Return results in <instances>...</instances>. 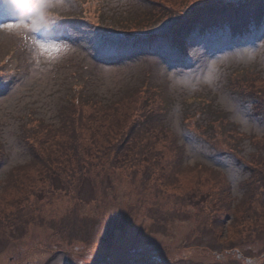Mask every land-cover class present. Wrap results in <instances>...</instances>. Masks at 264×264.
Returning a JSON list of instances; mask_svg holds the SVG:
<instances>
[{"label": "rangeland", "instance_id": "1", "mask_svg": "<svg viewBox=\"0 0 264 264\" xmlns=\"http://www.w3.org/2000/svg\"><path fill=\"white\" fill-rule=\"evenodd\" d=\"M23 1L0 0V25H16L0 26V264H264V217L241 234L230 230L235 206L242 214L250 205L264 214V184L232 156L235 139L223 125L264 134V113L257 115L255 103L231 94L227 84L247 67L264 73V24L239 39L229 36L228 27L195 34L189 55L177 52L166 38L153 47L160 51L120 59L111 45L103 44L98 23L122 33L143 31L157 21L165 24L168 14L185 18L201 2ZM141 85L166 91L167 123L186 149V171L177 174L178 180L167 188L155 170L146 173L133 156L113 163L106 153L85 164L81 181L67 183L78 178H69L68 172L66 183L51 184L42 163L33 158L32 145L25 143L29 119L43 118L57 130L59 111L73 95L125 102L132 91L137 97ZM61 136L58 141L66 143L71 131ZM85 136L95 135L87 130ZM96 140L107 147L103 134ZM242 148L247 156L260 149L248 139ZM73 161L77 174L76 157ZM198 162L225 171L231 181L198 180V193L216 185L210 204L192 193L197 179L191 165ZM10 171L31 186L8 188ZM222 183L229 187L231 208H217ZM217 215L226 224L222 231L215 224ZM192 244L200 245L198 250L188 247Z\"/></svg>", "mask_w": 264, "mask_h": 264}, {"label": "trees", "instance_id": "2", "mask_svg": "<svg viewBox=\"0 0 264 264\" xmlns=\"http://www.w3.org/2000/svg\"><path fill=\"white\" fill-rule=\"evenodd\" d=\"M202 2L207 3L208 5L213 4L209 0H202ZM237 9L241 11L242 9H245V7L241 6L238 7ZM228 11H230L228 7H223L221 9H218V7L216 6L210 9L209 8L202 9L200 10L199 14H203V18H208L214 21L215 20L214 17L218 15L219 12H224V19L226 17L238 19V21L234 22V24L240 29L243 28V25H245L246 22H251L252 20L251 19L252 14H250L249 12H244L242 14L233 16L232 14H228L227 13ZM198 20L199 19L196 15L193 19L189 21L188 24H196ZM155 27L156 26L153 27L151 34L139 37L138 39H134V40L130 39L129 42H131V45L134 46L151 43V40H146V38L150 37L153 34V32L157 31V27L156 28ZM150 31L151 30H148L147 32ZM129 35H132V33L125 34L126 37H128ZM117 41H119L121 45L124 44L121 40H117ZM231 84H233L232 89L235 93H239L240 90L242 89L245 90L243 92L247 95L259 94L261 95V97L264 96V84H261V81H258V77L254 74L249 73L246 75H242L238 77ZM130 101L132 102L129 105L131 107L125 108L126 104ZM137 103H139V109H137L136 106ZM147 116L151 117L152 120L151 128L153 130H158L159 127H161L162 108H160L155 113H149L143 108L139 96L137 97L132 96V98H126L125 102L119 101L112 105H103L100 102H94L90 100H80V102L72 103L68 106H65L62 109L61 111L62 129L59 131L55 130V131L47 132L46 136H50V138L45 139L44 137H41L35 132L38 139L36 141H32L31 142L32 146H30L33 154V158H36L37 161L42 163L41 168L43 167L45 168L44 171L45 173H47L48 177L50 178L51 184H55L57 182L66 183V180H64L63 176L64 175L67 176L68 172H72V174L68 176L69 178H74L78 176L77 179L69 181L70 184L73 181L79 182L84 178L83 169L87 162H91V164H93V159L91 158L97 157L101 159L106 153L111 154V157H113V163H116L117 158H121V157H125L126 160L128 159V157L133 156V160L136 162L135 164L140 163L144 160H148L147 157H153V156L161 157V154L151 153V152L149 153L147 151L148 143L144 140L143 137H138L136 139V143L134 141L136 135V132L132 129L134 128L135 125L134 123L140 121V123H138L139 125L138 127H140L142 124L141 121L145 119ZM121 118H122V124L120 123ZM123 127L125 129L131 128L128 134H125L121 130ZM67 129L71 131V136L68 139L64 138L66 143H63L64 140L58 141L61 139L62 137L61 135ZM87 130H89L91 135H95V136L89 139V137L85 136V131ZM235 132L237 136L241 138L239 142L240 144L245 140V138L249 137L247 135L243 136L238 132V130H235ZM98 134H103L105 137L109 139L107 141L108 148L98 145L96 140L98 139L97 136ZM251 138L254 145H257L260 149L254 151L251 154V157L249 159L250 165L248 168L252 173V177L256 178V182L264 184V137L252 136ZM99 141L101 144L104 143L103 139ZM116 145L118 146L115 147ZM172 145L176 153L173 156L172 163L168 165L169 169L160 167L159 170L161 175L160 178L161 182L167 188L171 186V183L174 180H178L177 174H182L186 171L185 168L179 169L182 167L183 149L181 148V146L177 145L175 141L172 142ZM36 147H40V149H42L41 155L38 153ZM73 157H76L78 164L77 174L73 173L75 171L74 168L72 167L74 163L71 162L73 161ZM193 170H194L193 173L196 176L197 181L195 182L196 186L193 189L192 193L194 194L195 197L199 196L198 199H201L202 202H204L205 200H210L207 201V203L209 204L211 203V201L214 202L213 197L215 196V194H217V192L211 190H215L213 187H216V185H213L211 190L205 193H198L200 190L199 181L204 180L205 182H210L212 181V178L214 180H218L221 178L224 179V177L221 176L217 170L211 168L204 169L202 171V172L210 171V175L205 178H203L202 175L196 172L195 167H193ZM145 172L147 173V171ZM16 178L18 177H14V174L11 175L10 173L7 181L8 188L10 189L17 188L18 185H20L19 183H16L13 180ZM228 193H229L228 185L222 183L221 186L218 188V195L216 198L217 208H225V207L231 208V203L228 198ZM252 196L253 195L250 192V198ZM262 203L264 204V199ZM233 211L235 213V216L231 220L229 226L232 232L236 231L238 234H241L243 232L242 228L248 230L249 224L254 225L258 221V217L263 218V214L262 213L259 214V212L255 210L251 205L248 206L246 214L245 213L242 214L240 206H235ZM219 219L220 218L218 216V219H216L215 224H217L219 229L222 231V229L225 228L226 224L224 220L221 219L220 221ZM245 222L247 223L242 225L240 229V225ZM221 224L222 227H220ZM232 226H234L233 229ZM239 237H240L239 241L241 243L245 241L243 235H240ZM233 243H237V242L233 241ZM240 251L242 252V250ZM243 257L245 256L243 255Z\"/></svg>", "mask_w": 264, "mask_h": 264}, {"label": "snow or ice", "instance_id": "3", "mask_svg": "<svg viewBox=\"0 0 264 264\" xmlns=\"http://www.w3.org/2000/svg\"><path fill=\"white\" fill-rule=\"evenodd\" d=\"M0 26H2V27H4V28H14V27H16V25L15 24H11V23H6V24H3V25H0ZM32 30H38V29H32ZM41 47H43V45H41Z\"/></svg>", "mask_w": 264, "mask_h": 264}]
</instances>
